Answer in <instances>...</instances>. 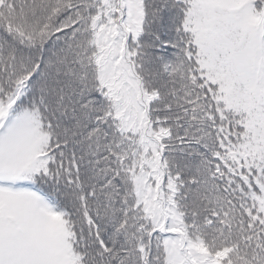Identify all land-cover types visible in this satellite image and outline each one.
Listing matches in <instances>:
<instances>
[{
    "label": "snow or ice",
    "instance_id": "obj_1",
    "mask_svg": "<svg viewBox=\"0 0 264 264\" xmlns=\"http://www.w3.org/2000/svg\"><path fill=\"white\" fill-rule=\"evenodd\" d=\"M0 264H264V0H0Z\"/></svg>",
    "mask_w": 264,
    "mask_h": 264
}]
</instances>
